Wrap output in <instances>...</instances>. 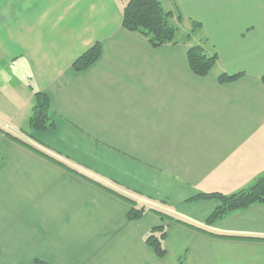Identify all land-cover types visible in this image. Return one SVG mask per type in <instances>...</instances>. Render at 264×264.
I'll return each instance as SVG.
<instances>
[{
	"label": "crops",
	"instance_id": "1",
	"mask_svg": "<svg viewBox=\"0 0 264 264\" xmlns=\"http://www.w3.org/2000/svg\"><path fill=\"white\" fill-rule=\"evenodd\" d=\"M127 1L0 0V264H264V205L206 225L218 202L194 200L264 174V0H162L183 21L157 49L124 29ZM199 44L218 56L206 77L188 61ZM159 226L164 258L146 244Z\"/></svg>",
	"mask_w": 264,
	"mask_h": 264
},
{
	"label": "trees",
	"instance_id": "2",
	"mask_svg": "<svg viewBox=\"0 0 264 264\" xmlns=\"http://www.w3.org/2000/svg\"><path fill=\"white\" fill-rule=\"evenodd\" d=\"M182 21L181 14L173 10H167L162 0H128L123 9L122 25L124 29L141 34L156 49L167 44L178 43L177 35L180 29L179 24ZM101 54L102 46L100 43H96L74 62V70L77 72L86 71L100 59ZM188 61L192 72L196 76L206 77L216 66L218 56L216 53L208 55L204 45L199 44L188 49ZM242 76V73L234 75L223 73L218 80L221 84H226L236 81ZM262 82L264 83V75L262 76ZM30 87L32 88V86ZM53 126L50 98L45 93L36 92L33 114L29 121V130L30 132H42ZM0 132L2 131L0 130ZM123 198L132 206L128 214V220L131 222L139 220L146 211L145 207L139 206L132 199ZM194 200H216L218 202L217 208L206 220V225H213L231 213L248 209L254 205H264V174L258 176L248 187L231 195L202 194ZM150 211L159 215L163 220L198 229L158 210ZM166 236V227L159 226L153 228L146 238V244L158 258L166 256L164 247Z\"/></svg>",
	"mask_w": 264,
	"mask_h": 264
}]
</instances>
